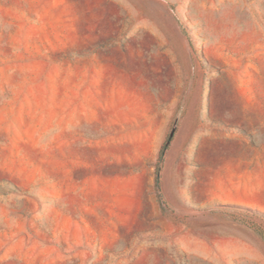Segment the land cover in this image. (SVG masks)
I'll list each match as a JSON object with an SVG mask.
<instances>
[{"label":"rangeland","instance_id":"obj_1","mask_svg":"<svg viewBox=\"0 0 264 264\" xmlns=\"http://www.w3.org/2000/svg\"><path fill=\"white\" fill-rule=\"evenodd\" d=\"M0 264H264V0H0Z\"/></svg>","mask_w":264,"mask_h":264},{"label":"trees","instance_id":"obj_2","mask_svg":"<svg viewBox=\"0 0 264 264\" xmlns=\"http://www.w3.org/2000/svg\"><path fill=\"white\" fill-rule=\"evenodd\" d=\"M172 138L173 136L172 137L168 136L167 141L161 146L153 175V192L159 211L162 215L166 214V207L161 192V168L164 161V155L169 148Z\"/></svg>","mask_w":264,"mask_h":264},{"label":"water","instance_id":"obj_3","mask_svg":"<svg viewBox=\"0 0 264 264\" xmlns=\"http://www.w3.org/2000/svg\"><path fill=\"white\" fill-rule=\"evenodd\" d=\"M174 132H175V125L171 129L169 137H172L174 135Z\"/></svg>","mask_w":264,"mask_h":264}]
</instances>
